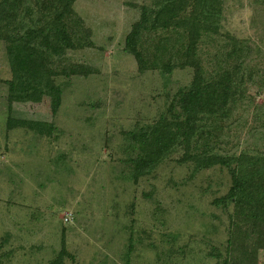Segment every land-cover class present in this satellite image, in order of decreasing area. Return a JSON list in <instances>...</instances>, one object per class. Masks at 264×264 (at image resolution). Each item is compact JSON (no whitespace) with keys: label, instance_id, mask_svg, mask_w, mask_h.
Listing matches in <instances>:
<instances>
[{"label":"rangeland","instance_id":"374dc122","mask_svg":"<svg viewBox=\"0 0 264 264\" xmlns=\"http://www.w3.org/2000/svg\"><path fill=\"white\" fill-rule=\"evenodd\" d=\"M52 1L27 0L30 12L18 21L41 25L56 12ZM219 1L218 32L201 37L196 55L207 73L237 64L245 91L211 151L263 154L264 0ZM153 4L74 0L65 19L74 47L46 63L61 90L54 112L42 92L10 101L8 43L0 39V264H49L63 248L62 264H215L212 252L225 255L233 206L214 200L231 185L226 167L195 171L193 162L178 163V147L148 174L132 176L139 149L130 133L165 114L193 72L161 68L180 63V30L141 36L143 72L125 50L141 6ZM233 38L247 46L242 61L226 56ZM257 264H264V249Z\"/></svg>","mask_w":264,"mask_h":264},{"label":"trees","instance_id":"16d2710c","mask_svg":"<svg viewBox=\"0 0 264 264\" xmlns=\"http://www.w3.org/2000/svg\"><path fill=\"white\" fill-rule=\"evenodd\" d=\"M26 1H0V39L8 43L6 52L12 71V79L8 81L9 98L10 101L23 100L35 91L42 92L50 96L54 112L61 90L51 79L52 70L46 63L50 54L74 47L69 25L65 22L73 14L74 0H53L54 5L57 4L54 16L39 26H27L21 19L18 21L20 13L30 12ZM219 2L154 0L151 6H141L140 18L132 24L125 38V50L135 58L138 70L143 72L148 67L144 53L137 48L141 36L146 32L171 29L182 32L184 49L176 53L181 58L180 63H163L162 71L170 73L179 66L190 67L193 72L190 83L176 91L165 114L153 124L130 133L139 149L131 159L132 176L137 179L148 174L178 147L183 149L178 163L193 162L195 171L215 165L226 167L231 185L228 192L214 202L233 206L227 247L225 255L217 250L211 255L216 258L215 264H257V252L264 249V153L223 155L212 152L210 146L244 94V76L237 64L232 69L220 68L207 73L196 55L201 37L218 32ZM15 21H18L12 28L15 31L7 34L6 28ZM245 50L247 46L243 41L233 38L226 56L242 61ZM153 55L152 66H157L156 60L160 57L157 51ZM251 73L246 76L251 78ZM207 124L212 125L210 129L206 128ZM200 144L202 149L198 150ZM69 218L66 216L65 220ZM64 250L49 264H62Z\"/></svg>","mask_w":264,"mask_h":264}]
</instances>
